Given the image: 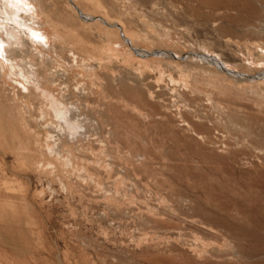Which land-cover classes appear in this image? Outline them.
<instances>
[{"label": "rangeland", "instance_id": "374dc122", "mask_svg": "<svg viewBox=\"0 0 264 264\" xmlns=\"http://www.w3.org/2000/svg\"><path fill=\"white\" fill-rule=\"evenodd\" d=\"M9 8L33 19L34 54L0 63V264H203L233 248L211 220L264 178V0Z\"/></svg>", "mask_w": 264, "mask_h": 264}, {"label": "bare ground", "instance_id": "6f19581e", "mask_svg": "<svg viewBox=\"0 0 264 264\" xmlns=\"http://www.w3.org/2000/svg\"><path fill=\"white\" fill-rule=\"evenodd\" d=\"M4 1L25 3L27 0ZM14 14L17 12L11 11L10 8L9 10H0V63L8 64L12 69L16 67L14 61L21 57L23 59V56L25 58L34 52V49L30 48L24 51L27 47L25 40L28 35L20 29L26 26V23L32 24L33 19L26 18L19 22ZM16 22H18L19 28ZM25 77L27 76L25 75ZM25 89L30 91L29 87H25ZM67 97H74V95L69 93ZM56 116L58 120H61L58 111ZM248 189L249 195L245 200L233 199L229 204H224L222 207L224 213L218 212L211 220L214 225L224 230V236L227 237L225 241L233 248L222 251L217 249L215 258H206L203 264H264V178L250 181ZM230 211H237L238 215H242V219L238 221L230 219L232 217ZM234 254L237 255L236 261L233 259Z\"/></svg>", "mask_w": 264, "mask_h": 264}]
</instances>
